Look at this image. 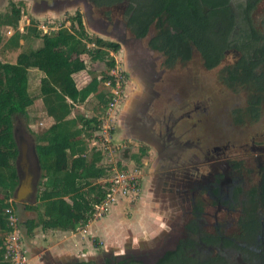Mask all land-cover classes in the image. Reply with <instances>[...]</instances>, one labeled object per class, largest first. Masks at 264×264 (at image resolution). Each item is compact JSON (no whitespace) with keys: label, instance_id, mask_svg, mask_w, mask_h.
<instances>
[{"label":"flooded vegetation","instance_id":"1","mask_svg":"<svg viewBox=\"0 0 264 264\" xmlns=\"http://www.w3.org/2000/svg\"><path fill=\"white\" fill-rule=\"evenodd\" d=\"M30 1L35 13H61L69 3H82L86 25L122 48L123 72L135 86L120 111L118 126L123 138L136 143L138 153H144L143 159L150 165V191L167 217L164 230L149 248L107 257L100 254L99 264H264L260 215L264 192V133L258 143H251L250 151L257 163L254 171L240 155L235 158L230 155L234 145L202 129L200 115L206 110L201 111L199 103L185 101L186 95L181 93H169L175 87L173 78L167 76L169 68L184 61L171 62L165 53L169 47L157 36L158 20L149 25L142 37L135 33L139 31V21H135L140 15L139 9L154 10L157 1H128L130 8L123 9L114 18L106 11L112 4L109 0ZM248 1L254 7L260 0ZM198 3L201 8L203 3L201 0ZM95 10L101 12L100 18L94 17ZM249 13L231 8L228 20L219 21V30L221 34L229 33L230 44L224 46L222 58L210 69L218 67L226 53L232 51L238 59L227 70L229 83L264 94V39L254 29L243 27L250 21ZM154 14L147 11L144 15ZM158 14L167 26L169 15ZM130 20H133L132 26H129ZM230 25L232 29L226 27ZM169 28L173 33L172 27ZM239 36L244 37V42L252 41L251 44H236ZM259 40L263 43L259 44ZM240 52H244L243 56ZM258 99L260 104L262 98ZM257 105L247 114H256ZM253 179L255 184H251ZM74 264L97 263L86 259Z\"/></svg>","mask_w":264,"mask_h":264},{"label":"trees","instance_id":"2","mask_svg":"<svg viewBox=\"0 0 264 264\" xmlns=\"http://www.w3.org/2000/svg\"><path fill=\"white\" fill-rule=\"evenodd\" d=\"M155 1L154 10H146L145 7L144 10L139 9L140 15L135 20L139 21L136 35L142 37L149 25L158 20L160 33L157 36L168 45L169 51L165 53L171 62L190 60L192 49H195L205 68L216 65L223 56L224 46L230 44L229 33L221 34L219 30V21L228 20L230 0H201V8L198 0ZM108 3L111 4L112 0ZM10 5L6 13L0 14V27L14 31L6 43L7 47L18 49L20 40L24 44L30 40H40L41 45L19 54L14 64L0 61V264H10L4 257V245L6 236L13 228L9 221L10 214L5 211L17 206L12 200L19 184L15 122L28 120L27 109L36 99H41L45 113L53 120V124L40 135H35L36 143L42 145L37 154L42 174L36 205L24 206V210L37 213L35 219L23 223L27 234L31 235L38 227L61 232L83 229L93 217L94 206L104 200L108 185L98 181L105 177L106 170L99 166L100 154L87 156L83 144L84 139L92 138L98 130L99 116L87 118L71 114L76 106L84 104L90 96L97 101L96 112L105 111L112 101V95L103 91L102 83L109 79L113 85V77L104 75V78L99 79L94 76L85 87L78 89L72 75L85 66L80 58L82 54L88 55L92 62H104L108 51L116 53L119 50L117 43L89 39L80 13L72 17L73 26L70 28L41 34L35 26H29L26 32L21 33L18 30L21 10L14 4ZM252 7L251 2L247 1L244 10L250 11ZM147 11L155 13L154 16L144 15ZM161 12L169 15L167 26H164L163 18L158 14ZM132 25L133 20H130L129 26ZM232 25L226 27L232 29ZM169 27H172L173 33ZM72 37L92 43L95 49L77 50L70 43ZM239 42L249 46L252 41L244 42V37L239 36ZM105 65L107 70L113 68L114 60H108ZM38 76L39 87L37 93L32 95L29 89L31 80ZM143 154L141 151L131 158L139 163ZM260 215L264 237V192Z\"/></svg>","mask_w":264,"mask_h":264},{"label":"rangeland","instance_id":"3","mask_svg":"<svg viewBox=\"0 0 264 264\" xmlns=\"http://www.w3.org/2000/svg\"><path fill=\"white\" fill-rule=\"evenodd\" d=\"M128 1L133 2V0H114L110 8L106 9V11L109 10L112 18H114L123 9L130 8ZM247 1L231 0L232 7L230 6V8L236 11L243 10L245 9ZM10 3L21 10V18L18 23V30L21 33L26 32L29 26H35L41 34L55 33L59 29L70 28L73 26L71 23L72 17L80 13L82 15L85 32L89 39L93 41L100 39L103 42H116L111 38L103 37L97 31L90 29L86 25L83 17L84 10L82 3L69 6L61 13L50 11V13H35L34 6L30 0H3V3H0V14L6 13L9 10ZM249 14L250 21L247 25L243 24V27L254 29L257 36L260 39H264V0H260L250 10ZM100 15L101 12L95 10L94 17L100 18ZM13 32L11 28L0 27L1 62L15 63L19 54L36 49L41 45L40 40H30L25 44L20 40V47L11 50L7 47L6 43ZM70 43L75 45L77 50L84 48L87 50L95 49L92 43L75 37L71 38ZM237 43L240 42L237 40ZM262 43L263 41L259 40V44ZM119 48L120 50L116 53L108 51L104 62H92L88 55H81L80 58L84 61L85 66L82 70L73 74L77 87H81L84 82H89L94 76H97L99 79L104 78L106 75L111 76L113 77L114 84L112 85V81L106 79L102 83V89L112 95V101L108 104L105 111L96 112L98 106L97 101L94 97L90 96L84 104L76 106L71 115H83L87 118L93 117L94 115L99 116L100 124L98 125V130L93 134L92 138L84 139L83 144L87 156L90 157L95 153L100 154L101 162L99 166L103 167L106 173L105 177L98 182L102 185H108V187L106 186V192L109 193L111 190H114V197L117 201L101 217L96 215L92 217L88 224L107 219V216L112 211L113 228L111 234L118 235L120 242L109 238L98 240L83 232L86 236L83 239L85 243L83 251H87L89 254H80L76 250L73 254H67L66 258L64 257L65 260L54 262L53 264H74L82 257L87 259V256H90L91 258L89 259H93L94 262L99 264L102 260L101 257L104 256L144 251L150 247L151 243L157 240L160 231L164 230L163 224H165L167 212L161 210L159 201H154L155 199H153L150 191V165H147L148 162L143 157L139 163L132 160V155L139 154L137 144L124 139L118 126L120 111L124 108L128 96L131 91L133 92L135 87L132 79L128 78L127 74H125L126 72H123L125 69L124 53L122 52V48ZM243 54L244 52H240L241 56ZM110 59L114 60V67L107 70L105 63ZM237 59L234 52L230 51L226 53L218 67L207 69L204 66L200 54L194 49L190 60L183 63L178 62L169 68L167 76L168 78H173L175 86L174 91L169 93H181V95H186L185 101L199 103L201 111L203 109L206 110V113L203 112L200 115L202 129L211 131L216 138L221 136L222 142L224 143L229 141L231 145L235 146L231 149L230 155H233L234 158L240 155V157L250 163L252 170L256 171L257 163L253 160L254 154L250 151V147L252 141L258 143L261 140V134L264 133V94L253 88L248 89L237 83H229L227 80V70L236 64ZM257 72L260 73V70L258 69ZM39 81V76L31 80L29 89L32 95L37 93ZM170 97L171 95L169 94ZM258 98H262L260 104L258 103ZM256 104H258L257 107L259 106V111L255 112L256 114H247L252 106ZM27 114L28 120L21 119L15 122L16 138L17 140L23 138L26 142L29 148L32 171L34 176L37 177V174L41 176L42 172L40 171L38 173L33 150L37 155L41 151L40 148L42 145L36 143L35 135H40L50 127L53 124V120L47 117L41 99L34 101L33 105L27 109ZM262 163H264V158L262 159ZM122 175L125 176V179L121 178ZM119 179L121 181L114 187L111 183ZM39 182L40 178L37 183L36 195L38 193ZM255 183L256 179H253L251 184ZM123 187L127 188L128 192L124 193L122 191ZM25 205L27 203H18L16 208L12 210L13 216L16 219L15 226L19 242V251L25 258V264H28L32 256L29 248L27 249L24 246L27 232L23 227V223L27 216L25 218L22 213L26 211L24 210ZM30 205H36V202ZM28 212H30L28 214L29 217L36 218V212ZM146 224L152 225L153 227L150 228L151 236L149 234L147 236L144 232L142 233V228ZM137 229L139 231H136ZM83 251L82 253H84ZM100 254L102 255L101 257Z\"/></svg>","mask_w":264,"mask_h":264},{"label":"crops","instance_id":"4","mask_svg":"<svg viewBox=\"0 0 264 264\" xmlns=\"http://www.w3.org/2000/svg\"><path fill=\"white\" fill-rule=\"evenodd\" d=\"M72 77L74 79V75H72ZM87 84L88 82H84L81 87H77V88L81 89L85 87ZM29 213L30 212L28 211H24L22 213L25 216V218L27 216L26 220L34 218V217H29L28 215ZM110 213L111 214L107 216L108 218L106 217L107 219H104L101 222L88 224L86 227L81 229L82 231L78 229L76 232H61L54 230H42L41 227H38L32 231L31 235H28L26 233L24 246L27 249L29 248V251H31V256H32L30 257L28 264H50V263L53 264L54 262L55 263L60 262L61 260H65L67 254H73L76 250H78L80 254L86 253L85 255H88L89 253L87 251L86 252L83 251L84 250L83 246L85 244L83 239L86 238L83 232L89 234L91 237L97 238L98 240L109 238V239H114L116 242H120V240L118 239L119 238L118 235H114L113 233L111 234L113 228L112 227L113 212L111 211ZM150 228H153L152 225L146 224V226L142 228L143 230L142 233L144 232V234L146 233V235L149 234V236H151ZM136 231L139 230L137 229ZM82 251L84 253H82ZM89 258L91 257L87 256V259ZM82 260H86L85 257L80 258V261Z\"/></svg>","mask_w":264,"mask_h":264},{"label":"water","instance_id":"5","mask_svg":"<svg viewBox=\"0 0 264 264\" xmlns=\"http://www.w3.org/2000/svg\"><path fill=\"white\" fill-rule=\"evenodd\" d=\"M76 5L75 2L69 3L66 6ZM89 14V13H88ZM87 14V16H88ZM15 138H16V129H15ZM17 148H18V156L16 159V170L19 178V184L16 188L14 195H13V202L18 203H27V204H34L36 202V191H37V183L40 178V175L37 174V177L34 176L32 171V164L30 160L29 148L24 141L23 138H19L17 140ZM35 155V164L40 173L41 168L39 165L38 157Z\"/></svg>","mask_w":264,"mask_h":264},{"label":"built area","instance_id":"6","mask_svg":"<svg viewBox=\"0 0 264 264\" xmlns=\"http://www.w3.org/2000/svg\"><path fill=\"white\" fill-rule=\"evenodd\" d=\"M121 178L125 179V176L122 175ZM120 181L121 179H119L118 181H113L115 185L114 183L111 184H113V186L116 187L117 186L116 184H118ZM122 191L124 193L128 192L127 188L125 187L122 188ZM114 194H115L114 190H111L109 193L106 192V196L104 200L100 204L94 206L93 217L95 215L101 217L102 214L108 211V208L111 205H113V203H116L117 199L114 197ZM5 213L10 214L9 221L13 230L6 236L7 238L5 239V245H4L5 246L4 257L10 262V264H25V258L21 255L18 247L19 242H18L17 230L15 226L16 219L14 218L13 214H11L12 213L11 209L6 210Z\"/></svg>","mask_w":264,"mask_h":264}]
</instances>
